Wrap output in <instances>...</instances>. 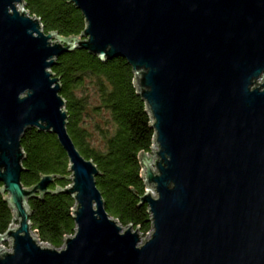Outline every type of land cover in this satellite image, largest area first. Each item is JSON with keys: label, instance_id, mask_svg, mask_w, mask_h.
Listing matches in <instances>:
<instances>
[{"label": "water", "instance_id": "obj_1", "mask_svg": "<svg viewBox=\"0 0 264 264\" xmlns=\"http://www.w3.org/2000/svg\"><path fill=\"white\" fill-rule=\"evenodd\" d=\"M70 2L85 26L65 37L44 32L24 0H0V193L12 211L0 264H264V0ZM74 49L132 68L154 131L138 153L146 236L106 211L101 172L67 131L51 66ZM30 127L55 134L69 175L22 184ZM56 176L69 184L50 188ZM50 192L74 200L59 247L30 221L28 199Z\"/></svg>", "mask_w": 264, "mask_h": 264}, {"label": "trees", "instance_id": "obj_2", "mask_svg": "<svg viewBox=\"0 0 264 264\" xmlns=\"http://www.w3.org/2000/svg\"><path fill=\"white\" fill-rule=\"evenodd\" d=\"M30 14L39 16L44 32L56 30L67 37L84 29V17L70 0H24ZM51 66L59 76L60 94L65 99L67 131L80 153L96 164L101 174L96 186L105 201L106 211L121 225L130 222L142 233L151 229L147 205L140 204L145 185L140 175V150L150 151L153 128L145 103L136 93L133 71L126 59L100 60L85 49L59 55ZM25 156L21 182L31 186L41 174L69 175L68 159L55 134L28 128L20 138ZM70 180L55 177L52 184L65 186ZM133 186L137 194L129 187ZM32 230L40 241L54 247L62 245L64 234H73V198L65 192L46 193L42 199H28ZM12 221V211L0 193V232Z\"/></svg>", "mask_w": 264, "mask_h": 264}, {"label": "rangeland", "instance_id": "obj_3", "mask_svg": "<svg viewBox=\"0 0 264 264\" xmlns=\"http://www.w3.org/2000/svg\"><path fill=\"white\" fill-rule=\"evenodd\" d=\"M151 190H152V188H150ZM147 233V232H146ZM146 233H142L141 234V236H146ZM4 246L6 247V248H8V242H5L4 243Z\"/></svg>", "mask_w": 264, "mask_h": 264}, {"label": "built area", "instance_id": "obj_4", "mask_svg": "<svg viewBox=\"0 0 264 264\" xmlns=\"http://www.w3.org/2000/svg\"><path fill=\"white\" fill-rule=\"evenodd\" d=\"M148 153H150V151L148 152ZM153 193V192H152ZM34 231V230H33ZM3 246H4V243L2 244Z\"/></svg>", "mask_w": 264, "mask_h": 264}]
</instances>
